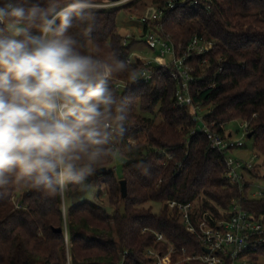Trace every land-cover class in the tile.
<instances>
[{"label":"trees","instance_id":"obj_1","mask_svg":"<svg viewBox=\"0 0 264 264\" xmlns=\"http://www.w3.org/2000/svg\"><path fill=\"white\" fill-rule=\"evenodd\" d=\"M140 1L98 9L92 41L127 60L136 41L123 43L117 16L122 10L136 11ZM151 1L163 6L168 0ZM104 2L110 1L97 0ZM159 22L177 44L184 46L195 35L214 42L208 54L191 60L197 77L193 103L207 108L206 124L225 137V124L247 121L253 148L264 157V0H213L210 8L187 4L167 9L162 19L151 22L152 27ZM83 42L91 47L86 39ZM131 63L138 70L143 66L138 58ZM121 80L127 83L121 93L128 90L134 97L129 136L135 147L122 155V175L109 160L99 168H107L105 173L98 169L89 177L87 190L70 185L63 200L28 189L0 197V264H150L147 249L168 251V243L156 241L157 232L178 249L200 253L202 244L179 222L168 202H195L201 212L223 217L231 201L240 197L239 187L226 176L225 155L212 147L206 132L198 130L190 106L175 104L177 81L168 68L155 65L147 83ZM141 160L149 166L147 172L135 166ZM101 178L112 214L90 197ZM121 179L127 181L125 198ZM244 193L242 207L264 216V197H250L248 189ZM149 202L163 204L160 213L147 207ZM260 256L264 248L255 259Z\"/></svg>","mask_w":264,"mask_h":264},{"label":"clouds","instance_id":"obj_2","mask_svg":"<svg viewBox=\"0 0 264 264\" xmlns=\"http://www.w3.org/2000/svg\"><path fill=\"white\" fill-rule=\"evenodd\" d=\"M101 7L0 0V197L28 189L63 200L70 185L87 190L106 161L135 151L134 97L116 81L145 73L92 41Z\"/></svg>","mask_w":264,"mask_h":264},{"label":"built area","instance_id":"obj_3","mask_svg":"<svg viewBox=\"0 0 264 264\" xmlns=\"http://www.w3.org/2000/svg\"><path fill=\"white\" fill-rule=\"evenodd\" d=\"M110 3L111 6L115 4ZM212 3L213 0H168L163 6L155 5L139 17L143 27L147 26L145 30L143 29L141 40L152 50L153 55L146 58L131 54L127 60L132 62L138 58L143 61L140 71L145 75L141 76L138 82H150L154 76L155 65L168 68L169 74L177 81L175 104L179 107L190 106L194 120L198 123V130L206 132L212 147L225 155L226 176L232 184L239 187L241 195L238 199L234 198L231 201L229 208L224 210L226 216L223 217H214L208 212H201L195 202L169 201V208L176 212L179 222L185 226L186 230L198 238L203 250L200 253L196 251L190 253L186 247L178 249L163 233L157 232L156 241L168 243V251L162 253L153 247L147 249L150 264H187L194 261L200 264H253L255 257L261 255L264 248V216L257 217L241 205L243 195H247L244 193L245 189H248L250 197H264L263 190L252 192L251 183L246 181V173L254 168V164L228 155L235 148L244 147V142L234 140L232 133L225 137L219 131L211 129L205 122L204 107L193 103L192 84L197 77L191 60L195 56L208 54L214 42L195 35L183 46L181 43L177 44L172 35L164 31L161 22L154 28L151 25V22L162 19L169 8L184 7L187 4H201L210 8ZM130 41V35L123 39L125 45H128ZM219 71H222V68ZM116 84L120 90L127 86V83L122 80ZM241 126L244 129V135L248 136L250 131L248 122L242 121Z\"/></svg>","mask_w":264,"mask_h":264},{"label":"rangeland","instance_id":"obj_4","mask_svg":"<svg viewBox=\"0 0 264 264\" xmlns=\"http://www.w3.org/2000/svg\"><path fill=\"white\" fill-rule=\"evenodd\" d=\"M129 1V0H128ZM127 1H118L112 2L117 5L122 4ZM102 7L111 6L110 2L100 3ZM114 4V5H115ZM155 4L151 0H141L138 3L136 11L126 12L120 11L117 16V25L119 33L122 34L123 39L127 35L131 36V41H136L132 55L136 57H151L153 55L152 50L141 40L143 35V24L139 21V16L146 14ZM134 9V8H133ZM207 109V108H206ZM206 109H204L206 111ZM241 120H234L225 124V130L227 134L232 133V138L234 140H242L244 142V147L235 148L233 151H230L228 155L232 156L235 159H240L243 162H252L254 168L252 172L249 171L246 173L249 183H251L250 190L252 192H257L260 190L264 191V157L258 156L253 148V139L249 138L247 135H244V129L241 126ZM125 158L123 156L118 157L113 162V167L118 176H121L123 173V165ZM102 178L100 179V181ZM90 197L100 203L102 206L106 207L107 210L112 214L113 208L109 202V194L106 185L101 181L99 187H93L91 189ZM147 207H151L154 213H160L162 210L163 204L149 202L146 204ZM69 260V257H68ZM257 264H264V256H260L258 259H255ZM69 264V262L67 263Z\"/></svg>","mask_w":264,"mask_h":264},{"label":"water","instance_id":"obj_5","mask_svg":"<svg viewBox=\"0 0 264 264\" xmlns=\"http://www.w3.org/2000/svg\"><path fill=\"white\" fill-rule=\"evenodd\" d=\"M110 2H118L121 0H109ZM248 137L251 138L252 137V132L248 133ZM107 171V168H102L99 169L98 172L99 173H105ZM121 191H122V196L123 198H125V196L127 195V181L126 179H121ZM58 231H61V228L57 229Z\"/></svg>","mask_w":264,"mask_h":264},{"label":"crops","instance_id":"obj_6","mask_svg":"<svg viewBox=\"0 0 264 264\" xmlns=\"http://www.w3.org/2000/svg\"><path fill=\"white\" fill-rule=\"evenodd\" d=\"M231 134V133H230Z\"/></svg>","mask_w":264,"mask_h":264}]
</instances>
